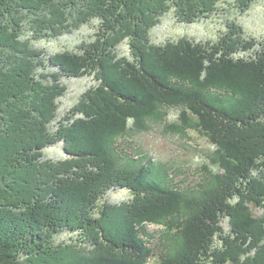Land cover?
<instances>
[{"label":"trees","instance_id":"obj_1","mask_svg":"<svg viewBox=\"0 0 264 264\" xmlns=\"http://www.w3.org/2000/svg\"><path fill=\"white\" fill-rule=\"evenodd\" d=\"M220 1L0 0V264H147L156 246L159 264H264V41L230 20L215 43L149 35L169 10L192 23ZM92 21L78 51L37 44ZM83 76L97 85L59 117L62 77ZM154 124L207 138L194 186L135 146ZM114 189L131 200L101 203Z\"/></svg>","mask_w":264,"mask_h":264},{"label":"rangeland","instance_id":"obj_2","mask_svg":"<svg viewBox=\"0 0 264 264\" xmlns=\"http://www.w3.org/2000/svg\"><path fill=\"white\" fill-rule=\"evenodd\" d=\"M228 20L241 25L248 37H254L258 42L264 41V0H255L251 7L243 13L233 8L232 0H221L212 14L205 18H199L192 23L179 22L174 15V11L169 10L162 16L159 23L150 30L149 35L151 41L158 45H164L168 41H177L181 38L196 42L210 41L215 43L226 31ZM97 25V21H92L78 30L66 33L58 38L43 39L37 44L50 52L78 51V47L83 41L93 39ZM118 52L120 55L130 57V49L126 42L119 46ZM61 81L66 86V90L57 99L59 117L67 114L87 89L97 85L92 76L62 77ZM177 113L176 110L171 111L169 120L176 119ZM134 139L135 146H139L155 160L161 161L169 167L171 166L174 174H177L175 173V169H177L180 173L176 177V181L181 182L180 185L184 188L194 186L199 180L202 166L208 161L206 154L212 147L208 144L207 138L197 131L191 130L189 134L179 136L165 132L164 125L161 124H154L149 131L137 134ZM44 155L53 159L64 157L61 144L46 148ZM131 198L132 194L129 190L114 189L108 192L101 203L123 204L130 201ZM262 212L264 210L256 213L261 215ZM222 225L224 231L229 233V223L222 221ZM158 229V225H148V230L151 232L158 231ZM73 236V233L64 231L56 235V239L58 242H68L72 240ZM154 244H156V240L152 241V246ZM159 254L160 249L156 246L155 253L147 264H159Z\"/></svg>","mask_w":264,"mask_h":264}]
</instances>
